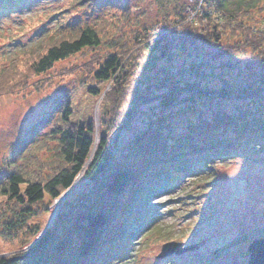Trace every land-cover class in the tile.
<instances>
[{
    "label": "trees",
    "instance_id": "obj_1",
    "mask_svg": "<svg viewBox=\"0 0 264 264\" xmlns=\"http://www.w3.org/2000/svg\"><path fill=\"white\" fill-rule=\"evenodd\" d=\"M26 1L0 0V25ZM98 1L115 2L75 4ZM203 7L191 20L184 9L178 19L114 35L109 20L44 33L0 68V95L14 94L59 60L94 51L63 70H78L76 84L26 129L22 163L0 176V237L39 234L22 250L0 253V264H135L136 245L156 229L160 211L147 205L155 193L202 168L209 180L216 160L264 147V0ZM249 70L255 80L233 87L231 78ZM233 96L234 108L207 113L195 105ZM152 99L157 108L120 146L122 129Z\"/></svg>",
    "mask_w": 264,
    "mask_h": 264
},
{
    "label": "rangeland",
    "instance_id": "obj_2",
    "mask_svg": "<svg viewBox=\"0 0 264 264\" xmlns=\"http://www.w3.org/2000/svg\"><path fill=\"white\" fill-rule=\"evenodd\" d=\"M189 7V0H115L90 5L75 4V0H27L2 19L0 68L44 33L109 20V34L114 35L121 27L143 29L160 22L164 16L178 19L184 16V9H187V20H191L199 12L190 17ZM93 52L85 47L59 60L50 71L32 78L27 88L0 95V176L9 172L14 162L22 163L25 148H20V143L26 129L49 109L55 97L76 84L78 70L70 74L63 70L81 65ZM255 75L249 70L234 76L232 86L238 90L244 83L253 82ZM214 81L219 84L218 79ZM237 102L234 96L204 98L197 100L195 105L209 113L213 108H234ZM140 108L141 112L132 120L131 127L122 129L120 146L157 108L156 100L143 103ZM179 117L178 125H182L183 116ZM55 144L54 140L52 145ZM256 147L229 159L216 160L217 174L209 180L203 177L206 169L202 168L155 193L147 205L154 207L155 212L160 211L153 225L156 229L142 236L136 245L135 264H201V257L210 259L212 264H250L249 245L255 238L264 237V147ZM39 153L47 158L52 152L44 149ZM53 213L45 221L44 228L52 223L58 212ZM35 221L39 218H34L31 223ZM159 224L162 225L160 229ZM21 236L22 239L13 240L0 237V253L22 250L33 241L25 240L23 234ZM174 239L184 241L185 245L197 243L198 246L181 254L158 256L163 243Z\"/></svg>",
    "mask_w": 264,
    "mask_h": 264
},
{
    "label": "water",
    "instance_id": "obj_3",
    "mask_svg": "<svg viewBox=\"0 0 264 264\" xmlns=\"http://www.w3.org/2000/svg\"><path fill=\"white\" fill-rule=\"evenodd\" d=\"M196 246H198L197 243L185 245L184 241L169 240L163 243L162 249L158 253V256L165 257L173 253L181 254L184 251L194 249ZM249 250L251 251L249 258V262L251 264H264V237L255 238L249 245Z\"/></svg>",
    "mask_w": 264,
    "mask_h": 264
},
{
    "label": "built area",
    "instance_id": "obj_4",
    "mask_svg": "<svg viewBox=\"0 0 264 264\" xmlns=\"http://www.w3.org/2000/svg\"><path fill=\"white\" fill-rule=\"evenodd\" d=\"M192 3H195V6L194 7H189V10H190V13H191V16L190 17H193L196 15L197 12H200L202 13L203 12V3H204V0H190Z\"/></svg>",
    "mask_w": 264,
    "mask_h": 264
},
{
    "label": "bare ground",
    "instance_id": "obj_5",
    "mask_svg": "<svg viewBox=\"0 0 264 264\" xmlns=\"http://www.w3.org/2000/svg\"><path fill=\"white\" fill-rule=\"evenodd\" d=\"M199 261L201 262V264H203V262L201 261V259H199Z\"/></svg>",
    "mask_w": 264,
    "mask_h": 264
}]
</instances>
